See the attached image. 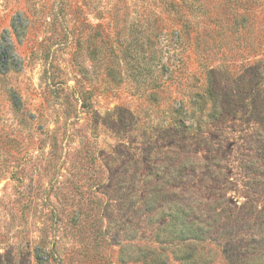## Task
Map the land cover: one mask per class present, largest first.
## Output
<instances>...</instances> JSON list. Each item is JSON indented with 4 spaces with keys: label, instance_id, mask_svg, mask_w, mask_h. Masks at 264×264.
Here are the masks:
<instances>
[{
    "label": "rangeland",
    "instance_id": "obj_1",
    "mask_svg": "<svg viewBox=\"0 0 264 264\" xmlns=\"http://www.w3.org/2000/svg\"><path fill=\"white\" fill-rule=\"evenodd\" d=\"M106 1L0 0V264H264V0H200L152 63Z\"/></svg>",
    "mask_w": 264,
    "mask_h": 264
},
{
    "label": "trees",
    "instance_id": "obj_2",
    "mask_svg": "<svg viewBox=\"0 0 264 264\" xmlns=\"http://www.w3.org/2000/svg\"><path fill=\"white\" fill-rule=\"evenodd\" d=\"M130 1L132 12L135 11L134 15L130 16V20H132V24L135 26L133 32L140 35L138 38L134 39L133 42L130 41L128 35H117L116 44L122 52L128 51L131 52V55L133 53L137 54L140 61L144 59L145 54L148 53V59L146 61L153 62L155 58V49L150 38L154 37V34H157L162 30V28L166 26V22L172 23L176 20L180 29L177 30V28L174 27L173 29L175 30V33H180L183 29L185 40H188L193 36L190 35V31L186 29L190 24V20H187V16L189 15L192 18L206 16V9L201 4L200 0H112L111 2L106 1L109 6L105 5V10H102V13L112 16L117 20L120 16H128L126 9ZM194 27H192V30ZM183 46L187 49H185V52H188L189 44L184 43ZM139 54L141 57H139ZM199 65L202 64L199 63ZM141 68L144 69L145 65H142ZM197 82L199 86L197 85V92L194 94V97H196L195 102L197 103L195 104L196 107L194 108L195 110L192 111V114L195 113V111L201 114L206 110L207 102L215 95L212 68L210 66L205 67L202 65V70H200V76L198 77ZM196 129L199 130L198 127H196ZM185 217L186 216L184 215V218ZM183 223L182 224L185 225L183 235L196 240V238L200 236L198 235L199 229L195 228L191 223L185 221Z\"/></svg>",
    "mask_w": 264,
    "mask_h": 264
}]
</instances>
